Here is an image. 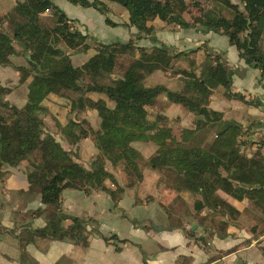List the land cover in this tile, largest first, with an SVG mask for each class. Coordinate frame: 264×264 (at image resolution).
Wrapping results in <instances>:
<instances>
[{
  "label": "trees",
  "instance_id": "1",
  "mask_svg": "<svg viewBox=\"0 0 264 264\" xmlns=\"http://www.w3.org/2000/svg\"><path fill=\"white\" fill-rule=\"evenodd\" d=\"M68 1L94 9L109 27H134L138 33L125 43L99 44L98 52L76 67L72 58L88 55L94 48L89 41L94 38L79 30L76 21L53 0L17 2L14 12L0 19V67L12 68L19 75V85L28 88L27 102L19 108L9 99L13 89L0 80V173L7 167L23 166L26 192L40 194L42 203L53 208L55 217L35 234L63 240L77 231L94 233L89 220L62 213V196L67 189L87 196L105 192L117 207L124 188L107 171L108 163L123 166L137 204L160 201L167 217L177 219L167 230H179L189 239L196 233L186 225L203 211L224 237L228 235V225L240 214L219 192L239 201L247 199L264 215V157L249 156L246 150L253 143L244 139L248 130L224 121L221 112L210 108V95L220 87L230 98L249 104L244 96L231 92L234 72L223 54L206 43L188 52L160 43L155 23L163 22L174 31L203 29L226 36L246 65L264 76V0H107L128 12V23L122 25L109 18L111 10L105 2ZM45 15H53L55 27L42 21ZM143 39L152 46H139ZM200 50L205 54L201 62L197 59ZM122 55L131 61L127 67L117 61ZM17 56L27 65H15ZM118 68L119 74L115 72ZM156 71L181 77L182 90L159 83L149 86L147 82ZM50 95L71 100L73 117L61 128L62 137L70 145L90 139L97 146L99 155L89 170L46 134L47 109L43 104ZM91 95L105 97L115 108ZM161 98L192 114V129L182 128L178 119L152 115L150 109ZM89 110L98 114V129L84 117ZM217 126L209 148L187 146L195 133ZM108 181L114 187L108 186ZM64 221L70 225L64 227ZM260 222L251 229L255 237L264 234V218ZM82 242L88 245L86 238ZM261 247L264 252V245Z\"/></svg>",
  "mask_w": 264,
  "mask_h": 264
},
{
  "label": "crops",
  "instance_id": "2",
  "mask_svg": "<svg viewBox=\"0 0 264 264\" xmlns=\"http://www.w3.org/2000/svg\"><path fill=\"white\" fill-rule=\"evenodd\" d=\"M25 1L0 0V19L13 13L17 2ZM53 1L71 20L76 21L75 26L79 30L94 38L97 43L94 47L116 43L112 39L113 33H116V38L119 37L117 40L123 43L138 33L134 27H109L104 16L91 12V9H85V15L87 13L94 18V24L91 26L86 17H82V12L78 17L74 15L75 12H80L79 6L71 4L68 0ZM107 5L111 10L108 16L113 22L120 25L128 23L129 14L124 8L109 3ZM155 23L156 36L160 43L175 51L188 52L206 43L210 49L224 54V60L234 72L231 92L244 96L249 104L229 98L228 91L220 87L210 95V108L221 112L224 121L236 122L248 130L244 139L253 143L246 150L249 156L264 157V145L261 143L264 142L262 73L246 65L226 36L205 32L203 29L174 31L163 22ZM139 46L151 47L152 44L143 39ZM204 57V52L200 50L197 59L201 62ZM14 72L19 81V75ZM159 74L163 75V81L159 84H164L174 91L182 90L181 77H171L170 74L166 76L163 72L156 71L151 78ZM22 87L26 90L23 104L18 106L10 100L19 108L27 102V85ZM91 98H103L109 108H115V103L103 96L91 95ZM43 105L47 109L44 119L46 134L55 138L66 151L71 152L75 161L89 170L99 155L94 142L85 139L74 146L61 135V128L73 117L71 100L50 95ZM177 106L180 105L170 104L166 98H161L159 104L151 109H159L161 112L158 111L157 114L171 120L178 119L182 128L192 129L193 115ZM84 117L94 129H98L100 120L96 111L89 110ZM186 122L189 123L188 126ZM106 169L124 188L119 205L115 207L111 196L105 192H93L87 196L83 191L65 190L61 203L62 213L89 220L90 227L96 231L92 234L77 231L63 240H56L35 234L36 230L45 228L55 215L53 208L42 203L40 194L26 192V169L23 166L4 168L0 173V264H264V252L261 247L264 245V234L255 237L251 231L253 227L261 224V217L264 218V215L255 211L247 199L239 201L219 192L221 198L240 214L228 225V235L224 237L220 229L206 219L207 212L203 211L196 221L186 225V228L191 230L197 225L196 229L192 230L196 233L195 237L189 239L179 230H167V227L176 224L177 219L167 217L160 201L144 200L142 204L136 203L135 189L130 187L129 177L122 165L113 166L108 163ZM160 177L164 179L163 176ZM107 184L114 187L110 181ZM62 225L67 227L70 221H64ZM97 231L110 240L106 241ZM84 238L87 239V246L82 242Z\"/></svg>",
  "mask_w": 264,
  "mask_h": 264
},
{
  "label": "rangeland",
  "instance_id": "3",
  "mask_svg": "<svg viewBox=\"0 0 264 264\" xmlns=\"http://www.w3.org/2000/svg\"><path fill=\"white\" fill-rule=\"evenodd\" d=\"M89 1H93V0H89ZM98 1H102V0H98ZM103 2V1H102ZM105 3H109V4H113L116 7L122 8L120 5L116 4V3H111L107 0H105ZM80 12H75L74 15H77L76 17H78V15L81 14L82 12V17H86V21H88L90 23V25L92 26L94 24V18L90 15H85V9L84 8H80ZM65 12V11H64ZM91 12H94L95 14L101 16L97 11H95L94 9H91ZM66 13V12H65ZM223 14H225L226 17L231 18V14H229L226 11H223ZM84 19V18H81ZM42 21L47 24L49 27L53 28L56 26V22H55V18L53 17V15H45L42 17ZM100 31V30H99ZM114 34V38H112L115 42H121V40H117L118 36L116 33ZM116 35V36H115ZM89 43L91 45L94 46V44H97L95 41L91 40L89 41ZM21 48H19L18 50H20ZM98 47H94L92 49V51L87 55V54H83V55H78L76 57H74L72 59L73 65L76 67H81L83 66L89 59L90 57H93L97 52H98ZM223 59H224V54H223ZM117 61H119V65L120 66H124L127 67L128 65H130V59L128 56H124L122 55L120 58L117 59ZM13 62L15 63V65H27L26 60L23 57L17 56L13 58ZM11 68H3L0 67V80L1 82L6 85L9 86L13 89V93L12 95L9 96V99L16 103L18 106L23 104L24 101V93L26 92L25 88L19 85V82L17 81V75L13 70H10ZM120 68L116 69L115 72H120L119 71ZM163 81V75L159 74L154 76L153 78H150L147 82V84L149 86H153L156 83H160V81ZM181 84L180 83V89H181ZM222 88V87H221ZM224 89V88H223ZM230 98V97H229ZM232 99V98H231ZM179 109L183 108L181 106H177ZM158 111L161 112V110L158 109ZM157 110L154 109H150V112L152 115H156L158 113ZM157 112V113H156ZM187 126H188V122H186ZM219 127H208L204 130L198 131L197 133H195V135L190 139V141L188 142V147H199V148H203V149H207L210 147L211 143L213 142L214 138H215V132ZM130 182V180H129Z\"/></svg>",
  "mask_w": 264,
  "mask_h": 264
},
{
  "label": "water",
  "instance_id": "4",
  "mask_svg": "<svg viewBox=\"0 0 264 264\" xmlns=\"http://www.w3.org/2000/svg\"><path fill=\"white\" fill-rule=\"evenodd\" d=\"M196 227H197V225H195V228H193L192 230H195V229H196Z\"/></svg>",
  "mask_w": 264,
  "mask_h": 264
}]
</instances>
